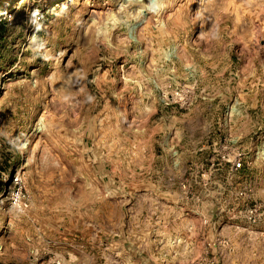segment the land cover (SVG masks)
Returning <instances> with one entry per match:
<instances>
[{
  "label": "rangeland",
  "instance_id": "1",
  "mask_svg": "<svg viewBox=\"0 0 264 264\" xmlns=\"http://www.w3.org/2000/svg\"><path fill=\"white\" fill-rule=\"evenodd\" d=\"M57 260L264 264V0H0V264Z\"/></svg>",
  "mask_w": 264,
  "mask_h": 264
},
{
  "label": "built area",
  "instance_id": "2",
  "mask_svg": "<svg viewBox=\"0 0 264 264\" xmlns=\"http://www.w3.org/2000/svg\"><path fill=\"white\" fill-rule=\"evenodd\" d=\"M36 11V10H35ZM37 13L40 15L39 10ZM40 17V16H38ZM9 189H11V197L13 199V206L18 209H26L29 205L30 194L27 191L26 176L22 170H16L12 174ZM57 264H61L60 260L55 261Z\"/></svg>",
  "mask_w": 264,
  "mask_h": 264
},
{
  "label": "clouds",
  "instance_id": "3",
  "mask_svg": "<svg viewBox=\"0 0 264 264\" xmlns=\"http://www.w3.org/2000/svg\"><path fill=\"white\" fill-rule=\"evenodd\" d=\"M34 15H35V13H34Z\"/></svg>",
  "mask_w": 264,
  "mask_h": 264
}]
</instances>
